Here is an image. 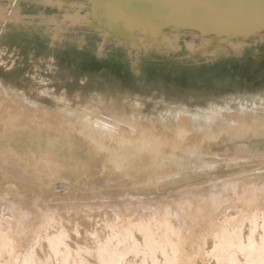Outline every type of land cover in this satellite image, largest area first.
<instances>
[{"label": "bare ground", "instance_id": "1", "mask_svg": "<svg viewBox=\"0 0 264 264\" xmlns=\"http://www.w3.org/2000/svg\"><path fill=\"white\" fill-rule=\"evenodd\" d=\"M41 4L59 14L42 12L36 18L23 14L20 0L7 6L0 3V45L13 26L31 31L41 26L44 34L54 37L67 27L89 26L102 35L99 54L114 39L132 49L129 68L137 76L140 56L151 47L172 52L184 45L189 61L198 63L264 43V0H41ZM68 42L82 46L85 37L75 35ZM259 53L260 49L253 52L252 58L259 61ZM10 85L6 89L0 78V195L12 199L0 202V264H264V153L253 155L248 146L240 145L242 155L226 149L225 154L216 153L221 160H209L215 146L213 141L202 142L209 132L206 123L183 112L173 122L165 119L158 124L138 113V102L134 111L119 112L116 103L94 96L78 117L60 111L57 100L39 87L26 85L20 95ZM26 90L44 104L31 107ZM223 115L235 119L238 132L260 123L252 115ZM216 126L211 134L217 132ZM60 132L64 138L58 137ZM256 158L260 167L242 168V177L236 174L242 179L230 182L232 175L225 183L208 175L217 165L248 164ZM199 172L208 177L207 184L185 187ZM97 176L118 183L121 192L111 200H123L122 206L100 204L104 212L99 229L86 228L92 223L86 220L90 213L84 204L74 217L52 212L50 205L58 197L56 180L67 182L62 185L67 194L80 189L82 179L90 183ZM182 185L186 189H180ZM94 191L86 192L94 196ZM104 193L102 199L109 197L108 191ZM154 193L164 197L150 205L142 201ZM126 196L141 201L123 204ZM78 225H84L86 233L74 241Z\"/></svg>", "mask_w": 264, "mask_h": 264}, {"label": "rangeland", "instance_id": "2", "mask_svg": "<svg viewBox=\"0 0 264 264\" xmlns=\"http://www.w3.org/2000/svg\"><path fill=\"white\" fill-rule=\"evenodd\" d=\"M12 2L13 0H0L4 6ZM20 4L24 15H33L37 18L42 12L59 14L57 10L42 5L41 0H20ZM35 25L38 26L37 23ZM40 27L31 31L24 27L13 26L11 35L3 38L0 45V78L6 83V89L10 90L9 86L11 87L10 84H12L21 95L24 93L21 89L24 90L23 87L26 85L39 87L40 91H47L57 100L56 103L59 105L54 102L55 107H59L60 111L78 117L84 115L85 108L91 104L94 96V98H101L109 103H116L120 109L119 112L134 111L133 105L138 102L140 103L138 113L152 121L159 120L158 124H161L165 119L173 122L177 119L178 113L183 112L194 118L195 122L203 121L206 123L209 132L203 134L202 142L213 141L211 144L215 146L209 160H221L222 157L217 156L216 153L225 154L226 149L242 155L244 153L240 150V145L248 146L251 149L250 154L264 153V43L253 48L254 50L245 45L240 54H227L212 62L203 60L198 63L189 61L188 52L184 45L172 52L151 47L140 56V73L136 76L131 73L129 68L133 54L131 53L132 49L126 43L114 39L105 43L102 47L103 53L99 54V46L102 43V35L99 29L83 25L74 28L67 27L59 36L54 37L50 34H44L43 28ZM81 34L85 37L82 46L68 42L73 36ZM258 49H260L259 54L262 58L256 61L251 54ZM25 93L27 94V102L31 107L35 103H43L39 101V98H34L30 91L26 90ZM48 101L52 103L51 99ZM254 107L262 110L253 111ZM224 113L234 114L238 117L252 115L260 123L256 128L252 127L238 132L237 128L233 127L235 119L223 115ZM257 120L254 124L258 123ZM194 126L198 127V123H195ZM212 126L217 128L215 134H211ZM58 137L64 138V133L60 132ZM224 138L225 140L222 141ZM259 164L257 158L248 164L243 162L224 163L217 165L218 167L208 175H216L213 180L216 179L225 183L233 175L234 177L230 180L232 182L234 178L242 179L240 175L242 168L255 169L260 167ZM190 165L188 163L189 167H191ZM261 172L264 173V169ZM237 173L241 177L236 175ZM229 175L231 177H228ZM194 176V179L186 183L187 186L184 184L185 187H190L189 183L207 184L208 177L202 172L194 173ZM225 176L228 178H224ZM221 177L224 179L222 180ZM104 178V176L93 178L89 181L93 186L82 179L84 184L81 185L85 187L87 184L86 187L83 188L80 185V189L72 190L67 194L62 190V185L67 182L56 180L54 185H56L57 190L62 191L58 192L54 187L58 197L50 205L52 206L50 208H54L53 210L58 208V210H52V212L63 216L65 213L72 215L77 207L84 204L87 206L86 213H90L87 214L86 220L93 224L87 225L86 228L91 230L95 225L93 229H99L104 212L101 208L102 203H108L109 206L111 204L112 206L115 204L122 206L119 202L123 201L116 198H113L114 201L111 200L113 196L121 192V188L118 183L113 184L112 180H106L107 183L112 181L113 185L109 183V186L105 187L107 183L104 182ZM262 179L261 177L258 181L262 183L264 180ZM123 180H125L123 181L124 185H127V180ZM246 180H250V177ZM103 185L104 189L99 191V187H103ZM184 186H179V188ZM81 189L84 191L83 194L77 192ZM123 189L128 190L129 186H124ZM86 191L92 193L94 191V196L89 192L87 195ZM106 191L109 192L110 197L105 198L107 200L100 197ZM83 195L84 198H89L88 200L93 199V197L95 199L97 197L98 200H87V202L82 197ZM154 195L153 198H144L146 201L144 199L142 201L149 202L150 205L155 203L153 201L158 200V198L164 197L160 193H154ZM87 196L89 197L87 198ZM91 196L92 198H90ZM70 197L72 201L69 200ZM73 197L77 198L74 199ZM0 198H3L0 199V202L12 200L4 198V195ZM128 198L129 196L123 198L125 199L123 204L126 203V200L134 203L141 201L137 198L134 200L131 197ZM72 204H74L73 207ZM0 211H2L1 208ZM82 226L78 225L79 234L76 233L77 238L75 233L72 234L74 241L84 238L86 228L84 225Z\"/></svg>", "mask_w": 264, "mask_h": 264}]
</instances>
